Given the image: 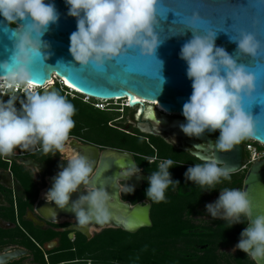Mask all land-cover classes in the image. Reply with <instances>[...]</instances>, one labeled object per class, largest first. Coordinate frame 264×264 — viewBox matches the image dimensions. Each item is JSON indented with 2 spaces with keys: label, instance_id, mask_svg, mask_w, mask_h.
<instances>
[{
  "label": "clouds",
  "instance_id": "1",
  "mask_svg": "<svg viewBox=\"0 0 264 264\" xmlns=\"http://www.w3.org/2000/svg\"><path fill=\"white\" fill-rule=\"evenodd\" d=\"M157 2L65 0L67 15L76 20V30L69 36V53L74 61L81 66L91 63L99 67L129 48L139 49L141 55L153 56L160 43L154 30ZM0 18L9 25H17L12 32L14 43L10 60L0 61V76L10 84H27L31 80L29 65L33 58L49 55V45L42 37L49 25L58 21L59 13L54 3H46V0H0ZM200 22L196 13L184 21L185 30H190L192 37L181 46L178 55L187 65L186 77L191 81L192 92L182 105L185 123L179 127L186 136L196 138L205 131H218L217 148L229 151L252 134V117L244 110L242 99L254 89L255 77L244 64L238 63L237 58L215 45L217 32L212 29L200 31L197 27ZM185 30L173 36L183 35ZM230 40L236 44L237 56H256L261 48L251 32L241 30ZM13 86H0L7 91L0 94V156L11 155L17 147L28 150L37 145V150L44 154L55 156L57 152H63L74 127V105L56 90L26 92L21 99L15 95L18 92H12ZM17 102L19 108L16 107ZM124 106H127L125 101ZM166 140L175 143L174 137ZM155 160L154 157L148 163ZM173 166L171 159L159 162L158 170L148 176V187L144 193L147 199L162 202L169 186L180 184L169 171ZM58 167L60 170L52 178L51 188L44 193L45 200L65 209L71 194L83 185L86 194L72 201L69 210L80 225L93 219L107 220L110 195L103 188L85 187L90 184L93 174L91 162L82 155H72L66 166L60 163ZM120 169L116 178L127 181L136 176L140 179L141 169L137 164L121 165ZM183 175L186 182L191 181L211 192L222 179L230 180L231 171L222 167L217 159L205 158L202 163L188 167ZM119 190L123 194H132L135 186L126 182ZM205 209L212 219L229 221L230 227L243 223L242 216L248 219V226L241 230L233 250L242 251L256 264L264 261V215L252 218L246 191L234 188L220 190L218 198L207 203Z\"/></svg>",
  "mask_w": 264,
  "mask_h": 264
},
{
  "label": "water",
  "instance_id": "2",
  "mask_svg": "<svg viewBox=\"0 0 264 264\" xmlns=\"http://www.w3.org/2000/svg\"><path fill=\"white\" fill-rule=\"evenodd\" d=\"M47 2L54 3L59 19L49 25L42 37L49 45V55L46 58L34 57L29 65V82L41 88L40 93L56 90L55 85L44 87L55 75L64 85L84 96L98 100L126 99L129 108L137 107L138 117L146 113L157 122L154 125L148 122L144 125L137 124L140 132L150 135L168 133L173 137H181L194 149L190 153L195 158L201 161L205 158H215L222 167L229 168L231 174L246 169L241 190L248 194L252 218L264 215V158L254 160L246 166L247 161L240 143L229 151H221L217 148V141L208 134L204 133L199 138L188 137L180 130L179 125L185 123L181 114L182 105L188 100L192 88L191 81L186 77L187 65L178 55L181 46L192 37L191 31L185 30L184 21L196 13L201 19L197 25L199 30L212 29L217 32L215 45L223 47L226 52L237 58L238 63L244 64L247 70L254 74V89L248 96L243 97L242 106L253 121L252 134L247 138L264 144V0H158L154 30L160 43L154 55H141L139 49L129 48L99 67L91 63L81 66L74 61L69 53V36L76 30V20L67 15L65 0H46ZM16 28V24L9 25L0 18V61L10 60L14 43L12 32ZM184 30L183 35L173 36L183 33ZM241 30L251 32L260 42L261 48L256 56H237L235 53L236 44L230 37L235 38ZM156 74L157 81L149 78ZM73 141L78 147L72 148H76L78 155L84 156L92 164L90 184L85 187L103 188L110 195L107 202L108 219L102 222L93 219L86 225L77 227L78 230L91 237L88 233L89 225L97 230L114 228L128 233L149 227V203L141 206L139 203L131 205L122 201L120 181L125 179L115 177L121 170V165L128 167L134 163L133 155L128 151L112 148H103L100 151L95 145L81 143L76 139ZM24 162L32 161L27 159ZM57 173L46 177L44 193L51 188L52 178ZM140 179L148 180V176L142 174ZM139 180L130 177L127 181L135 188H140ZM82 194H86L83 185L71 194L69 205L65 209L58 208L52 202L38 201V215L50 222H56L60 217L76 219L69 209L71 202ZM247 226L246 224L245 227ZM251 259L256 264V261ZM261 264H264V261Z\"/></svg>",
  "mask_w": 264,
  "mask_h": 264
},
{
  "label": "flooded vegetation",
  "instance_id": "3",
  "mask_svg": "<svg viewBox=\"0 0 264 264\" xmlns=\"http://www.w3.org/2000/svg\"><path fill=\"white\" fill-rule=\"evenodd\" d=\"M147 104L148 103H146V105ZM136 113L137 107H135L133 114H128V118L125 121L126 128H137V124L144 125L146 122L150 125L157 124V122L146 115V113H144L141 117H138ZM170 120L171 118H169V121ZM205 133L209 136L211 135L208 131H205ZM153 136L157 138V143L160 147H165L170 150L172 148L176 150L174 153L172 150L171 152L178 158V160H174V158L170 157L160 158L154 154L153 157L148 159L150 160L154 157L156 158L154 163H150L156 166V169L153 170V172L158 170L159 162L164 159H171L174 163H176V165L185 166L187 168L193 166L194 164H200L203 162L197 158L195 159V157L190 153V151H193L194 149L186 143L185 139L181 137H174L175 143L172 144L170 141L166 140L173 138V136L168 133L154 134ZM210 137L216 141L217 137ZM240 144L244 150V157L247 158V152L244 149V146L246 145L244 140H242ZM92 145L97 146L100 151L103 148H107L99 144ZM37 149H39V145L29 151L21 149L24 156L17 158L2 156V159L8 164V168L6 170L0 169V258H4L0 261H2L3 264L79 263L84 261L81 259L83 255H90V240L96 234L108 228L97 230L89 225L88 233L89 235L91 234V237H88L86 234L78 230L77 227L84 225H80L76 219L60 217L56 222H50L43 220L38 215L36 210L37 202L46 201L44 198V190L47 185L46 177L53 175L56 171L52 174H48L47 170L49 166L47 163L30 157L31 154H44L41 150ZM58 153V157L54 159H57L59 163L64 165L68 158L65 153ZM130 153L133 155L134 163L141 169L140 175L145 174L149 176L150 174L143 172L144 169L140 165L139 160V157L146 159L148 157L133 152ZM27 159H30L32 162L25 163L24 160ZM13 161L24 166V168L31 173L32 182L36 190V194L33 197H28V195H26V193L22 190L19 181L11 172L9 166ZM126 182L131 184L129 181L122 180L120 181V186ZM139 182L140 188H135V191L132 194H123L120 192V199L124 202H129L131 205L139 203L141 206H144L146 202L149 203V218L151 225L149 227L140 228L138 231L144 228H151L152 236L154 239L158 240L160 237L159 226L169 229L167 228L169 224L159 223V218L161 217L159 211L169 208V200L175 199V196L180 193V185L173 186L169 188V190H166L165 200L157 203L147 199L144 194L146 188L148 187V180L140 179ZM184 183L185 184L183 185L186 188V182ZM230 183H237V180H231ZM230 183L223 185V180H221V182L215 186L216 189L211 192L204 191V189H202L199 185L197 186V191L193 199L194 201L191 204L192 206H187L180 212V219L184 224L190 226V228L186 229V231H188V238H179L176 241L175 246L168 248L172 250L173 254L175 252L174 255L176 258L190 257L193 255L201 256L206 251L208 245L213 246L212 249H216V240L207 243L206 239H208V237H215L216 234L220 233L223 229H231L238 225L235 224L230 227L229 221L212 219L205 209V205L207 203H211L218 198L220 190L229 188L232 185ZM241 185L234 186L233 188L241 190ZM242 219L243 216L241 217V220ZM190 231H192L193 235L190 234ZM190 236L194 237L195 240L189 239Z\"/></svg>",
  "mask_w": 264,
  "mask_h": 264
},
{
  "label": "trees",
  "instance_id": "4",
  "mask_svg": "<svg viewBox=\"0 0 264 264\" xmlns=\"http://www.w3.org/2000/svg\"><path fill=\"white\" fill-rule=\"evenodd\" d=\"M56 91L65 96L69 102L74 105L75 114L72 119L74 121V127L71 129L69 136L85 139L92 144H99L107 148L118 149L133 152L148 158L153 157L154 154L157 157L165 158L170 157L174 160H178L174 156L176 150L160 147L157 143V138L150 134L140 132L136 127L126 128V120L128 114H133L135 108H129L128 106L119 107V105L100 109L95 104L101 102L94 98L88 97L84 99V95L71 90L70 93H64L69 89L64 85L55 83ZM40 89L36 92L40 93ZM25 94H19L18 98H23ZM7 100V97H2ZM16 107L20 105L17 102ZM130 113V114H131ZM257 142H253V145ZM19 148V147H17ZM16 149V148H15ZM30 148L29 150H32ZM37 160L47 163L48 166L54 165V157L52 153L48 154H35L30 155ZM196 159V158H195ZM140 165L143 167L144 172L151 174L156 166L149 164L148 160L143 157H139ZM175 166L169 169L172 174V178L180 181L179 195L175 196V199H170L169 208L159 211L160 224H169L166 227L160 228V237L158 240L152 236L151 228H144L136 233H128L121 229L108 228L102 232L96 234L90 240V254H98L97 258H93L90 264H221L218 256L215 254L212 247L209 245L206 251L201 256H190L184 258H176L173 255L172 250L169 247L175 246L176 241L179 238H188L186 229L190 228L183 223L180 219L181 211L187 207L192 206L193 199L197 191V184L191 181H185L184 172L185 166ZM65 166V165H64ZM8 164L0 156V169H7ZM14 177L19 181L22 190L28 195L33 197L36 194L32 182L31 173L24 168V166L17 164L15 161L9 166ZM58 166H53L47 173L59 171ZM237 173L231 174V177H235ZM244 176L237 178V183L232 184L229 188L234 186H240L241 180ZM233 180V178H232ZM236 181V179H235ZM186 182V188L183 184ZM173 186H169L171 188ZM169 188L167 190H169ZM243 223H239L231 229H223L220 233H217L215 237H208L206 242L209 243L213 240L216 242H222L224 244L232 243L239 240V234L246 224V218L243 217ZM164 228V229H163ZM190 234L193 235L192 231ZM189 239L195 240L194 237ZM204 240V239H203ZM168 246V247H167ZM87 260L81 261L75 264H87ZM236 264H255L249 256L239 250L235 257Z\"/></svg>",
  "mask_w": 264,
  "mask_h": 264
},
{
  "label": "rangeland",
  "instance_id": "5",
  "mask_svg": "<svg viewBox=\"0 0 264 264\" xmlns=\"http://www.w3.org/2000/svg\"><path fill=\"white\" fill-rule=\"evenodd\" d=\"M55 83H58L59 85L61 84V82L59 81L58 78H54V81L51 83V85H54ZM1 85H3V84H0V86ZM39 89L41 90V88H39ZM15 95L18 97L19 94H15ZM84 99H86V98L84 97ZM96 100H98V99H96ZM98 101H100V100H98ZM101 102L104 103L105 107H107V105H112V106L119 105V107H122L124 105V100H118V101L117 100H103ZM147 105H150V104H147ZM150 106L154 107L153 105H150ZM169 116H178V115H169ZM210 134H211L210 136H212L214 138H216L219 135L218 131L211 132ZM70 139H76V140H78L81 143H89L85 139L78 138V137H74V136H69L68 140L64 144V151L62 152V153H65V155L67 156V158H69L70 156H72L71 151H70V148L68 147V142L70 141ZM244 142H245L246 145H248V144H253V142H256V141H253L252 139H249V138H245L244 139ZM89 144H92V143H89ZM254 147L259 151V154L260 155H263L264 154L263 153L264 152V146L263 145H261L260 143L257 142V144H255ZM15 150H19L20 151L21 148L14 149L13 150V153L15 152ZM28 151H29V149H28ZM58 154L59 153L57 152L56 155L53 156V157L54 158H57L58 157ZM148 159L149 158H147V160ZM53 160H54V165L53 166L56 167V166H58L60 164L57 159H53ZM66 164H67V162L64 165L66 166ZM53 166L48 167L47 172L49 170H51L53 168ZM245 171H246V169H243V170L237 172L236 176L235 177H231L230 180H223L222 179L223 180V185L229 184L231 182L232 178H233V180H235V179L237 180L238 177L244 176ZM237 242H238V240H236V241H234L232 243H228V244H224L222 242L215 243L216 249H214V252L218 256L219 262L221 264H236L235 263V257L237 255V253L239 252V250L238 249L237 250H233V248H234V246H235V244ZM209 247H213V246L210 245ZM174 254H175V252H174ZM98 256H99L98 254H95L94 253V254H90V255H83L81 257V259L87 260L86 263L88 264V263L91 262V260L93 258H97ZM250 259H251V257H250Z\"/></svg>",
  "mask_w": 264,
  "mask_h": 264
},
{
  "label": "built area",
  "instance_id": "6",
  "mask_svg": "<svg viewBox=\"0 0 264 264\" xmlns=\"http://www.w3.org/2000/svg\"><path fill=\"white\" fill-rule=\"evenodd\" d=\"M52 77H55L57 78L55 75H53ZM59 79V78H58ZM59 81L61 82V79H59ZM28 84V83H27ZM27 84H22V85H15V84H11V85H14L13 86V91L12 92H18L19 94H25L26 92H36L39 87H30V86H27ZM62 84V82H61ZM60 84V85H61ZM63 85V84H62ZM26 86V87H25ZM10 87V85H9ZM21 87V88H20ZM4 88H7L6 85L4 86ZM72 89H69L67 92L64 91V93H70ZM3 93H7V91H5L4 89H1L0 90V94H3ZM12 94V93H11ZM9 94V95H11ZM86 99H88V96H85ZM85 99V100H86ZM100 101H103V100H100ZM96 107L100 108V109H103L105 108V105L103 102H99L97 104H95ZM259 143V142H258ZM261 144V143H260ZM263 145V144H261ZM264 146V145H263ZM244 149L245 151L247 152V158H246V161H247V165L248 166L251 162H253L254 160H257V159H260V158H264V154L263 155H260L259 154V151L254 147L253 144H248V145H245L244 146ZM264 153V152H263ZM21 156H24V154L22 153V150H15L14 153H12L11 155L7 156V157H14V158H17V157H21ZM3 157H6V156H3ZM62 264H66V263H62Z\"/></svg>",
  "mask_w": 264,
  "mask_h": 264
},
{
  "label": "bare ground",
  "instance_id": "7",
  "mask_svg": "<svg viewBox=\"0 0 264 264\" xmlns=\"http://www.w3.org/2000/svg\"><path fill=\"white\" fill-rule=\"evenodd\" d=\"M54 78L55 77H52L51 78V80L48 82V83H46L45 85H44V87H46V86H48V85H50L53 81H54ZM0 84H5L6 85V87H9V85L10 86H12L10 83H9V81L7 80V79H5V78H0ZM27 86H30V87H37V85H35V84H32L31 82H28V84H27ZM115 100H124V99H115ZM126 100V99H125ZM124 100V101H125ZM139 100V99H138ZM143 101V100H142ZM143 102H145V101H143ZM264 145V144H263ZM68 147L70 148V151H71V154L72 155H78V151H77V149L75 148H72V147H78V145L75 143V141H73V139H70V141L68 142ZM40 170H41V168H40Z\"/></svg>",
  "mask_w": 264,
  "mask_h": 264
},
{
  "label": "snow or ice",
  "instance_id": "8",
  "mask_svg": "<svg viewBox=\"0 0 264 264\" xmlns=\"http://www.w3.org/2000/svg\"><path fill=\"white\" fill-rule=\"evenodd\" d=\"M224 23H225V21H224ZM229 26H231V25H229ZM228 26V27H229ZM5 31H7V29H5ZM158 74V73H157ZM157 74L155 75V76H149V78L151 79V80H154V81H157ZM262 105H264V102H262Z\"/></svg>",
  "mask_w": 264,
  "mask_h": 264
}]
</instances>
